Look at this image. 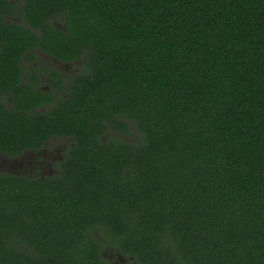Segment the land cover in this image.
I'll return each instance as SVG.
<instances>
[{"label":"trees","instance_id":"16d2710c","mask_svg":"<svg viewBox=\"0 0 264 264\" xmlns=\"http://www.w3.org/2000/svg\"><path fill=\"white\" fill-rule=\"evenodd\" d=\"M47 11L65 31L17 27L0 60L44 45L79 61L53 124L77 158L36 189L48 264H104L77 243L90 223L135 264H264V0H29L26 19L43 32ZM16 189L0 180V200ZM15 217L0 210V232Z\"/></svg>","mask_w":264,"mask_h":264},{"label":"flooded vegetation","instance_id":"af4514ba","mask_svg":"<svg viewBox=\"0 0 264 264\" xmlns=\"http://www.w3.org/2000/svg\"><path fill=\"white\" fill-rule=\"evenodd\" d=\"M28 4L29 0H0V59L4 58L1 56L5 52L13 51L15 54L21 50L11 46L17 27H24L38 37L50 32L52 27L65 31L63 16L50 14V11L40 19L41 26L46 27L43 32L42 27L31 25L26 19ZM78 69V59L57 57L50 47L44 45L24 47L16 62L0 60V123L3 127L11 124L17 128L14 134L4 132L3 135V131L0 132V180L14 182L17 187L14 193L11 192L13 205H8L6 195L9 193L2 191L0 210L14 212L16 219L23 220L13 232H0V264H13L15 261L20 264H48L58 257L50 250L48 241L51 235L45 247L36 238L37 229H44L48 236L52 213V195L41 200L36 189L63 179L71 158H77L75 150L79 148H76L73 136L68 134V129L53 124L64 114L62 109L67 106L70 96L69 82ZM120 136L125 141L133 140L126 134ZM102 139L104 141L106 136ZM43 209H46L44 216ZM80 226L84 227L82 237H95L97 242L82 239L77 243L88 245L90 249L97 248L99 258L96 259L104 264H135L131 256L123 255L111 245L110 240L98 237L103 224ZM12 249L18 254L12 255Z\"/></svg>","mask_w":264,"mask_h":264}]
</instances>
